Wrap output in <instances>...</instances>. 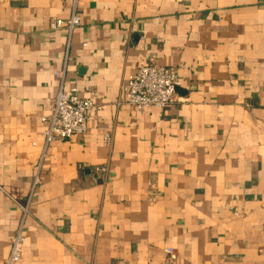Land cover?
<instances>
[{
    "label": "crops",
    "instance_id": "crops-1",
    "mask_svg": "<svg viewBox=\"0 0 264 264\" xmlns=\"http://www.w3.org/2000/svg\"><path fill=\"white\" fill-rule=\"evenodd\" d=\"M71 3L0 0V264L27 203L18 264H264V0H78L51 30ZM150 64L176 103L120 104ZM61 85L99 110L46 145Z\"/></svg>",
    "mask_w": 264,
    "mask_h": 264
},
{
    "label": "built area",
    "instance_id": "built-area-1",
    "mask_svg": "<svg viewBox=\"0 0 264 264\" xmlns=\"http://www.w3.org/2000/svg\"><path fill=\"white\" fill-rule=\"evenodd\" d=\"M77 4L78 0H72L70 16L66 20H52L50 29L53 31L64 29L68 36L71 35L80 25V18L76 14ZM57 76L63 82V71ZM178 87L179 81L174 69L156 64L139 66L123 86L120 104L130 106L141 113L150 108L163 109L176 103ZM94 110H99V107L90 100L79 98L76 90L66 93L61 85L52 102L49 114L41 118V122L46 126L43 133L45 144L49 145L52 142L68 140L73 136L85 135L88 131L90 113ZM40 166L41 163L34 168L31 192L40 184ZM97 172L103 173L104 170L100 169ZM27 207L28 203L24 205L22 218L11 238L9 253L4 264H18L22 257L25 243L24 218ZM166 252L169 255L172 254L171 249Z\"/></svg>",
    "mask_w": 264,
    "mask_h": 264
},
{
    "label": "water",
    "instance_id": "water-1",
    "mask_svg": "<svg viewBox=\"0 0 264 264\" xmlns=\"http://www.w3.org/2000/svg\"><path fill=\"white\" fill-rule=\"evenodd\" d=\"M176 92H179L178 88L176 89Z\"/></svg>",
    "mask_w": 264,
    "mask_h": 264
}]
</instances>
